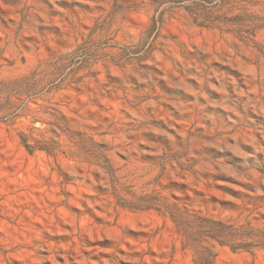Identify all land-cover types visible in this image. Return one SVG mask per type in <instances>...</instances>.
<instances>
[{"label":"rangeland","instance_id":"rangeland-1","mask_svg":"<svg viewBox=\"0 0 264 264\" xmlns=\"http://www.w3.org/2000/svg\"><path fill=\"white\" fill-rule=\"evenodd\" d=\"M264 264V0H0V264Z\"/></svg>","mask_w":264,"mask_h":264},{"label":"trees","instance_id":"trees-1","mask_svg":"<svg viewBox=\"0 0 264 264\" xmlns=\"http://www.w3.org/2000/svg\"><path fill=\"white\" fill-rule=\"evenodd\" d=\"M195 264H215V255L212 252H207L196 260Z\"/></svg>","mask_w":264,"mask_h":264}]
</instances>
